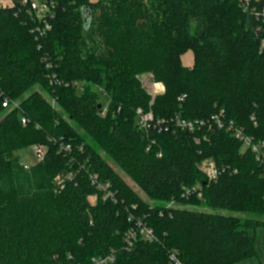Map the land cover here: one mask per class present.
<instances>
[{"label": "trees", "instance_id": "trees-1", "mask_svg": "<svg viewBox=\"0 0 264 264\" xmlns=\"http://www.w3.org/2000/svg\"><path fill=\"white\" fill-rule=\"evenodd\" d=\"M47 1L53 27L43 37L21 0L0 3V264H90L113 250L118 264H168L172 250L186 264L255 257L264 175L254 154L214 122L148 134L137 125L139 109L207 121L224 112L264 143V23L246 0ZM249 2L263 11L264 0ZM188 51L191 66L182 63ZM145 71L165 83L154 100L137 79ZM4 97L20 108L6 109ZM34 144L48 150L26 169L18 152ZM208 159L213 181L199 170ZM70 172L58 187L55 177ZM92 175L112 184L117 202L102 199ZM193 187L202 196L184 197ZM172 200L178 206L167 208ZM130 217L157 240L139 238L127 251Z\"/></svg>", "mask_w": 264, "mask_h": 264}, {"label": "built area", "instance_id": "built-area-1", "mask_svg": "<svg viewBox=\"0 0 264 264\" xmlns=\"http://www.w3.org/2000/svg\"><path fill=\"white\" fill-rule=\"evenodd\" d=\"M21 5L27 9V12L30 16L36 18L40 25L35 28V32L43 37L49 31L52 30L51 20L54 17L53 8L55 7V3L53 1L47 0H21ZM245 9L251 13L257 20H262L264 23V9L261 12L257 7H252L249 0H246ZM262 49H264V40L262 42ZM52 83L56 81V77L52 76ZM56 83H61L60 81H56ZM143 87L147 91V93L152 96L153 100L162 93V87L160 84L155 82L154 77L146 76L142 80ZM76 86H79V83H75ZM181 101L184 100L180 98ZM3 106L6 109H18L20 108L19 101H14L9 97H4ZM31 122L30 118L25 114L21 115V123L26 126ZM216 125L218 129H226L231 131L235 137V139L241 141L243 148L252 152L255 156L256 161L260 164L263 175H264V143L256 142L251 136L247 135L242 128L237 127L234 121H226L224 120V112H220L212 116L210 120H192L183 118L180 114H177L169 119H158L155 117L153 111H144L139 109L137 111V125L140 130L148 132L150 130H157L158 132L162 131H190L194 132L196 130H200L205 127L208 123H210V127L212 123ZM65 151H70V147H63ZM32 152H34L36 158L40 160L44 157V148L40 145H32ZM161 156V155H159ZM199 170L207 177L209 181H213L218 177V169L215 165V162L212 159H208L203 161L199 165ZM73 174L70 172L66 175H62L60 178L63 181L65 178L71 179ZM92 185H94L101 193L102 199L112 200L117 202L115 197V192L112 189L111 183H102L98 180L96 175L91 176ZM198 187H193L191 189H187L184 191L183 196L189 197L193 194L198 197L202 196V192L198 190ZM167 208L177 207L178 205L174 200L168 202L166 204ZM135 207V206H134ZM130 221H132L133 225L126 231L124 236L125 241V249L127 251L132 250L135 247V243L139 238L144 239L148 242H154L157 240V237L154 233V230L149 227L145 221L141 218L134 219L130 217ZM90 264H118L116 251H112L111 253L104 256L93 257ZM168 264H186L184 263L178 251L172 250L168 253Z\"/></svg>", "mask_w": 264, "mask_h": 264}, {"label": "rangeland", "instance_id": "rangeland-1", "mask_svg": "<svg viewBox=\"0 0 264 264\" xmlns=\"http://www.w3.org/2000/svg\"><path fill=\"white\" fill-rule=\"evenodd\" d=\"M93 1H96V0H93ZM8 2H9V0H5V1L0 0V3H3V4H6ZM192 57H193L192 51H188L186 54H184L182 56V63L184 65H186L187 62H189V61L192 60ZM193 62H194V60H193ZM191 65H193V63ZM146 76H152V77H154L155 82H157L158 84H160V86L163 89L162 90V93H160V94H163L165 92V90H166L165 83L163 81L157 80L155 78V75H154V73L152 71H145L143 73H140L139 75H137V79H139L140 81H142L143 78L146 77ZM100 103L102 104V106L104 107V109H107L108 108L109 98L103 92H100ZM152 104H153V101H151V105ZM103 114L105 115L106 112H104ZM37 145H40V146H42L44 148V155H45L46 152H47V150H48V147H46L44 145H41V144H37ZM100 153L102 154V156L104 158H106V160L108 161V163L113 167L114 171L119 174V176L121 177V179L128 186H130L134 191H136L141 197H143L144 199H147L146 195L138 187V185L136 184L135 180H133L121 167H119L110 158H108L105 151L101 150ZM18 155L20 156L22 165L26 169H29L33 164L39 162V159L36 158L34 152H32V150H31V148H27V149L21 150L20 152H18ZM61 177H62L61 174H59V175H57L55 177V182H56L57 186H58V184H61L62 183V181L60 180ZM61 186H62V184H61ZM61 186H58V187H61ZM91 200L95 202L96 199L92 198ZM250 235L252 237H254V239H255V247H256L257 255L255 257H251V258L242 260L238 264H264V228L262 226H259L256 229H251L250 230Z\"/></svg>", "mask_w": 264, "mask_h": 264}, {"label": "crops", "instance_id": "crops-1", "mask_svg": "<svg viewBox=\"0 0 264 264\" xmlns=\"http://www.w3.org/2000/svg\"><path fill=\"white\" fill-rule=\"evenodd\" d=\"M192 63H193V57H192V60L191 61H189V62L186 63V66H191Z\"/></svg>", "mask_w": 264, "mask_h": 264}, {"label": "water", "instance_id": "water-1", "mask_svg": "<svg viewBox=\"0 0 264 264\" xmlns=\"http://www.w3.org/2000/svg\"><path fill=\"white\" fill-rule=\"evenodd\" d=\"M101 107V106H100Z\"/></svg>", "mask_w": 264, "mask_h": 264}]
</instances>
